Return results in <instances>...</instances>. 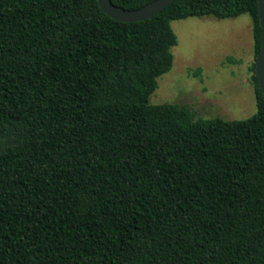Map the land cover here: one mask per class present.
Segmentation results:
<instances>
[{
  "label": "trees",
  "instance_id": "trees-1",
  "mask_svg": "<svg viewBox=\"0 0 264 264\" xmlns=\"http://www.w3.org/2000/svg\"><path fill=\"white\" fill-rule=\"evenodd\" d=\"M245 14L256 58L257 0H176L132 23L98 0H0V264H264L255 64L246 119L149 103L172 21Z\"/></svg>",
  "mask_w": 264,
  "mask_h": 264
},
{
  "label": "rangeland",
  "instance_id": "rangeland-1",
  "mask_svg": "<svg viewBox=\"0 0 264 264\" xmlns=\"http://www.w3.org/2000/svg\"><path fill=\"white\" fill-rule=\"evenodd\" d=\"M171 28L177 37L173 65L157 79L149 103L184 105L197 120L252 116L256 58L250 17H188L172 21Z\"/></svg>",
  "mask_w": 264,
  "mask_h": 264
},
{
  "label": "water",
  "instance_id": "water-1",
  "mask_svg": "<svg viewBox=\"0 0 264 264\" xmlns=\"http://www.w3.org/2000/svg\"><path fill=\"white\" fill-rule=\"evenodd\" d=\"M176 0H154L136 10H125L115 6L111 0H98L101 10L117 22L132 23L152 18L169 7ZM258 2L261 45L255 60L254 76L264 99V0Z\"/></svg>",
  "mask_w": 264,
  "mask_h": 264
}]
</instances>
